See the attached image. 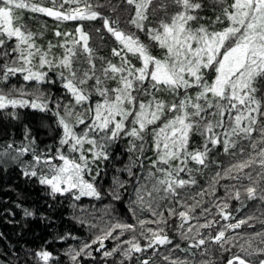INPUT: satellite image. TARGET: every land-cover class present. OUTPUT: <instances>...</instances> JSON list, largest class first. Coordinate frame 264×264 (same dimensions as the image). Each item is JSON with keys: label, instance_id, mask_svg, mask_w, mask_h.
Listing matches in <instances>:
<instances>
[{"label": "snow or ice", "instance_id": "obj_1", "mask_svg": "<svg viewBox=\"0 0 264 264\" xmlns=\"http://www.w3.org/2000/svg\"><path fill=\"white\" fill-rule=\"evenodd\" d=\"M124 3L134 9L126 23L143 32L150 43L142 41L136 32L122 29L119 18L104 16L98 10L104 5L98 0H51L50 7L32 0H0V84L17 75L25 82L55 84L49 72L58 69L59 80L70 97L64 104L60 100L53 102L52 96L39 88H0V111L10 109L7 115L12 119H19L17 109L51 113L61 129L58 146L54 154L48 155L37 148L26 127V143L22 141L17 146L12 141L0 150V168L8 162L23 165L22 175L35 178L53 199L69 193L75 200L82 196L100 199L95 183L85 180L84 175L91 174L95 165V176H100L99 162L109 159L112 145L123 134L132 141L128 151L139 153L137 161L149 159L152 168L148 176L151 186L136 189V199L132 201L136 207L129 209L137 223L112 217L90 243L66 253L72 264H83L81 258L95 261L93 251L101 254L104 264L109 260L112 264H125L134 257L139 264H150L151 257L141 259L137 254L152 249L155 255L160 247L172 245L169 228L189 241L187 248L180 249L178 244L174 248L193 257L196 253L192 249L201 256L208 254L204 246L210 242L218 245L221 252L231 251L229 245L239 248L226 264H253L245 257L264 254V247H253L254 238L243 236L240 240L244 243H240L237 236L226 232L239 229L254 217L220 225L215 234L202 229L219 224L216 216L224 221L234 219L227 211L229 200L243 205L246 197L264 203V0H214L220 6L214 19L201 15L203 0H160L155 6L153 0ZM170 5L175 9L172 12L168 11ZM150 7L153 14L158 10L164 14L155 24L149 19ZM20 10L59 22L102 20L103 28L118 44L112 55L119 58V63L100 58L102 64L97 68L90 35L82 24L75 28V35L57 30L55 36L63 37L64 42H49L45 48ZM217 24L223 27L216 28ZM55 47L64 48L60 57L53 54ZM93 95L101 98L94 107ZM80 125L84 128L77 131ZM197 134L203 142L189 150L192 137ZM242 140H247L252 150L246 158L216 172L207 188L189 197L181 196L179 189L197 184L192 173L200 169L190 168V162L206 168L213 148L222 146L229 153ZM145 144L151 145L155 159L145 156ZM232 154L244 157V145ZM25 156H30L31 162L23 160ZM57 160L59 164L54 163ZM128 171L132 175L130 168ZM221 179L235 183L223 185V198L205 206L208 202L204 197H215ZM115 183L123 186L118 180ZM113 199H120L119 193L114 192ZM138 210L152 218H140ZM23 215L27 218L35 213L23 208ZM173 219L178 223L169 224ZM256 236L264 245V232ZM110 239L116 243L107 248L105 241ZM93 245L97 247L93 249ZM36 255L43 264H50L53 259L44 250ZM164 259L168 264H214L210 259L196 261L167 255ZM259 264H264V259Z\"/></svg>", "mask_w": 264, "mask_h": 264}, {"label": "trees", "instance_id": "obj_2", "mask_svg": "<svg viewBox=\"0 0 264 264\" xmlns=\"http://www.w3.org/2000/svg\"><path fill=\"white\" fill-rule=\"evenodd\" d=\"M32 2L46 7L51 6V0H32ZM93 2L95 3L97 0H93ZM98 2L104 5L103 8L98 9L104 16L112 19L119 18V26L122 29L136 32L142 41L150 43L143 32H138L133 26L126 23L134 12L132 6L124 3V0H98ZM159 2L160 0H153V6ZM203 4L204 9L201 15L214 19L215 15L219 12L220 6L215 4L214 0H203ZM113 6H115V11H113ZM174 10V7L170 5L168 11L172 12ZM20 11L24 21L27 22L31 30L38 34V42L45 48L49 42L54 45L64 42L63 37L55 36L57 30L62 33L69 32L75 35V28L82 24L84 30L90 35L89 45L93 48L97 57L95 61L97 68L102 64L100 58H103L105 61L112 60L113 63H119V58L112 55V49L118 47V44L103 28L102 20L59 22L43 14L31 13L27 10ZM163 15V12L159 10L153 14L152 7L149 8V19L153 24ZM204 22L208 23V21ZM215 27L221 28L223 25L217 24ZM52 52L56 57H60L64 53V48L55 47ZM83 66L86 67L87 65ZM58 72V69H53L49 72V77L56 81L55 84L25 82L22 76L17 75L10 77L7 83L0 84V88L7 90L13 85L16 87L24 86L27 90L39 88L46 94H50L53 102L60 100L62 103L67 104L70 97L62 87ZM91 83L92 81H89V84ZM158 95L166 99L171 98L167 93H160ZM99 100H101L99 96L93 95L91 100L92 106L94 107L95 102ZM53 106L54 104L50 105V107ZM8 111L11 110L0 111V150L12 141H15L17 146L22 141L26 143L24 136L27 127L31 132V136L35 138L37 148L43 152H47L48 155L54 154L61 135V129L57 125V118L55 116L51 113L17 109L19 119H12L7 115ZM83 128L84 126L80 125L77 131ZM256 135V133L253 134L254 137ZM131 142V138L125 137L122 134V138L112 145L109 159L99 162L100 176H95V165L91 174L85 173V180L95 183L97 190L101 194L100 199L82 196L80 200H75L71 193L57 196L53 199L48 194V189L40 185L35 178L29 179L22 175L23 165L12 162L4 164L0 168V264H43L36 255V253L42 250L52 254L53 259L50 261V264H72L70 257L66 253L70 249H78L84 243H90L95 238V235L99 234V228L104 227L105 222L111 221L112 217L136 224L137 221L129 209L136 207L132 203L136 199V189L141 185L151 186V180L148 179V176L152 168L149 159L137 161L136 157L139 153L128 151ZM202 142L201 136L198 134L193 135L189 144V150L199 147ZM135 143L139 144L140 142L135 141ZM248 143L247 140L240 141L237 147L231 149L229 153H225L222 146L213 148L208 154V160L206 161L208 167L206 168L190 162V168L200 169V171L192 173L197 184L185 189H179L178 191L181 193V196L189 197L207 188L216 172H222L224 168L237 160L246 158L247 153L252 151L248 147ZM241 144L245 147V156L233 155V152L238 153ZM85 148L87 149L88 145H85ZM145 156L155 159L154 150L150 144H145ZM22 159L31 162L30 156H25ZM54 163L59 164L60 161L57 160ZM141 163L143 167H141ZM128 168L131 169L132 175L129 174ZM181 175L187 178L185 173ZM117 180L123 184L122 187L115 183ZM232 183H235V181L221 179L217 185L215 197L210 195L204 197V200L208 202L205 206L210 207L213 200L222 199L225 193L223 185ZM244 183L247 184L248 182L244 181ZM114 192L119 193L120 199H113ZM197 199H199L198 196ZM243 199V205L234 199L228 201L230 207L227 211L232 213L234 219L224 221L221 217L216 216L215 219L219 221V224L213 225L212 229H202V231L215 234L220 225L229 222L235 223L239 219H247L249 216H252L254 218L248 220V223L242 225L239 229L228 230L226 235L237 236L240 243H244V240H240L241 236L244 239L254 238L252 239L253 247H264V245L260 244L261 238L256 236V233L264 232V223H261L264 220V203L259 199L248 200L246 197ZM17 205H21V207H17ZM23 208H28L35 215L25 218ZM236 209H239V211H236ZM212 211L215 212L216 209ZM197 212L199 213V209H197ZM137 214L140 218H152L147 212L140 213L138 210ZM81 220L85 221V223H81ZM176 223L178 221L175 219L169 221L171 225H175ZM90 224H96L98 227L92 228L89 226ZM152 227H155V225H152ZM167 231L173 241L172 245L160 247L155 255L153 254V250L149 249L142 255L137 254L139 258L147 259L151 257L150 264H153V262L154 264H168V261L164 259L166 255L171 258L179 257L189 260L194 259L196 261L210 259L214 261V264H226L227 258L231 257L233 253L239 252L238 247H231L230 245L227 247H230L231 251L221 252L218 245L209 242L204 246L209 250L208 254L201 256L198 250L192 249L191 252L196 253L193 257L190 253H185L174 248L177 244L180 246V249L187 248L189 241L182 239L179 233L172 228L167 229ZM124 238H127V236ZM114 243L116 242L111 239L105 241L107 248L113 247ZM96 247V245H93V249ZM170 249L172 251H169ZM92 254L97 259L92 261L81 258L83 264H104L99 252L93 251ZM240 255L243 256L244 254L240 253ZM245 258L251 260L253 264H259V260L264 259V254ZM108 264H112V261L109 260ZM125 264H139V261L134 257L132 262H125Z\"/></svg>", "mask_w": 264, "mask_h": 264}]
</instances>
